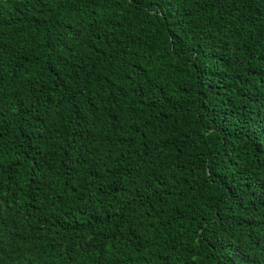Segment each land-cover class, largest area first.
Instances as JSON below:
<instances>
[{
    "label": "trees",
    "instance_id": "1",
    "mask_svg": "<svg viewBox=\"0 0 264 264\" xmlns=\"http://www.w3.org/2000/svg\"><path fill=\"white\" fill-rule=\"evenodd\" d=\"M0 264H264V0H0Z\"/></svg>",
    "mask_w": 264,
    "mask_h": 264
}]
</instances>
